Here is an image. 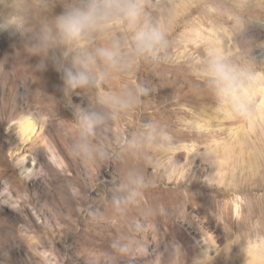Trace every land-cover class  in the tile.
<instances>
[{
  "label": "rangeland",
  "instance_id": "1",
  "mask_svg": "<svg viewBox=\"0 0 264 264\" xmlns=\"http://www.w3.org/2000/svg\"><path fill=\"white\" fill-rule=\"evenodd\" d=\"M70 2L55 0V11ZM259 2L146 0V12L167 33L168 59L135 61L101 88L70 98L51 63L41 69L38 57L25 58L18 37L0 31V249L10 255L0 264H193L200 256L201 264H264V116L251 123L229 115L191 67L208 40L264 63ZM234 14L243 17V37L232 30ZM111 33L125 41L131 34L114 26L98 44H107ZM137 83L148 89L142 103L117 113L108 135L119 155H71L78 131L73 107ZM25 120L35 125L31 140L20 137ZM147 122L166 127L171 152L119 148L120 136ZM63 125L72 132L68 144L59 137ZM43 138L55 143L56 157L38 147ZM132 169L154 186L122 214L110 201ZM158 206L166 211L154 212ZM128 239L138 242L129 251L113 247Z\"/></svg>",
  "mask_w": 264,
  "mask_h": 264
},
{
  "label": "clouds",
  "instance_id": "2",
  "mask_svg": "<svg viewBox=\"0 0 264 264\" xmlns=\"http://www.w3.org/2000/svg\"><path fill=\"white\" fill-rule=\"evenodd\" d=\"M145 2L71 0L57 13L55 0H0V31L18 37L25 58L38 57L41 69L46 70L51 63L61 75L66 97L70 98L77 90V94L87 95L106 84L114 72H127L135 61L168 59L167 33L146 12ZM114 26L130 30V38L125 41L119 34L111 33L107 44H98L99 35L109 33ZM232 30L237 36H244L242 16L233 15ZM204 44L203 57L191 66L193 74L206 80L207 87L229 115L256 123L262 108L255 96L261 81L254 64L244 55L227 51L218 41L208 40ZM3 67L0 61V69ZM147 92L142 83H137L118 93L101 95L95 102L89 100L84 106L75 105L72 116L78 131L69 145L71 155L80 159L116 158L119 152L108 140L115 116L137 107ZM117 143L120 149L136 154L174 149L172 135L156 122L144 123L139 132L130 137L122 135ZM148 159L155 166L160 165L159 160ZM153 186L139 170H129L110 203L123 214L144 190ZM165 211L159 206L154 209L161 214ZM134 243L138 242L118 240L113 247L123 253ZM9 256L7 249H0V260ZM202 259V256L194 258L193 264H201Z\"/></svg>",
  "mask_w": 264,
  "mask_h": 264
},
{
  "label": "bare ground",
  "instance_id": "3",
  "mask_svg": "<svg viewBox=\"0 0 264 264\" xmlns=\"http://www.w3.org/2000/svg\"><path fill=\"white\" fill-rule=\"evenodd\" d=\"M257 2H259L260 0H256ZM260 3V2H259ZM257 3V5L259 4ZM264 8V6H263ZM233 9V8H232ZM198 36H200V32L198 34ZM97 43H99V41H96ZM252 63L259 67V71H258V75L260 78L261 83L257 86L256 92H255V96H258V105L261 106L262 108V115L261 117L264 116V63H259V66L257 65L258 63L255 61H252ZM47 108L46 106L42 107L41 109H45ZM52 108V105H51ZM46 110V109H45ZM67 129V134L64 135L62 133V131H64V129ZM35 132V125L33 122H31L30 120H25L22 125L20 126V137H28V140H31L32 134ZM59 137L60 140L63 144H68L70 141V138L72 136V132L70 130H68L67 125H63L61 126V128H59ZM31 148L35 147L37 145V143L32 140L31 142ZM38 147L42 150L47 149L51 152L52 157H56V152H55V143H53L52 140H45L44 138L41 139V141L38 143ZM22 149L20 146H16V150H20ZM29 149V148H28ZM22 161V160H21ZM27 171V170H26Z\"/></svg>",
  "mask_w": 264,
  "mask_h": 264
}]
</instances>
